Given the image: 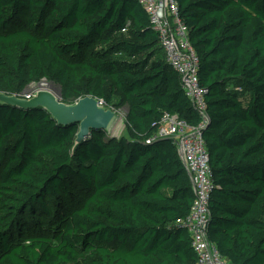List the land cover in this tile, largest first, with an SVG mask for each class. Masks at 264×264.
<instances>
[{"label":"trees","instance_id":"16d2710c","mask_svg":"<svg viewBox=\"0 0 264 264\" xmlns=\"http://www.w3.org/2000/svg\"><path fill=\"white\" fill-rule=\"evenodd\" d=\"M199 59L214 192L209 240L264 264V0H176ZM128 106L129 138L0 105V264H197L177 223L195 202L165 114L201 123L139 0H0V92Z\"/></svg>","mask_w":264,"mask_h":264},{"label":"built area","instance_id":"2783aa9c","mask_svg":"<svg viewBox=\"0 0 264 264\" xmlns=\"http://www.w3.org/2000/svg\"><path fill=\"white\" fill-rule=\"evenodd\" d=\"M139 2L159 34L167 63L179 75L183 90L194 112L201 119L198 126H192L178 115L165 114L159 130L147 144L158 140H173L190 175L195 202L189 217L177 224L191 235L192 248L198 257L197 264H232L221 255L208 236L214 180L203 135L209 121L206 101L208 90L201 86L199 79V56L191 43L190 31L180 16L176 0Z\"/></svg>","mask_w":264,"mask_h":264},{"label":"water","instance_id":"95a60500","mask_svg":"<svg viewBox=\"0 0 264 264\" xmlns=\"http://www.w3.org/2000/svg\"><path fill=\"white\" fill-rule=\"evenodd\" d=\"M0 105L23 110L41 109L60 126H77L78 131L71 150L72 156L95 131L113 136V131L121 120L119 113L113 107L105 105L96 97L87 96L74 103H67L62 100L61 92L60 95H56L47 89L37 90L29 98L0 92Z\"/></svg>","mask_w":264,"mask_h":264},{"label":"rangeland","instance_id":"374dc122","mask_svg":"<svg viewBox=\"0 0 264 264\" xmlns=\"http://www.w3.org/2000/svg\"><path fill=\"white\" fill-rule=\"evenodd\" d=\"M47 89L54 92L56 95H60V85L57 82L48 81L46 79H41L37 81L30 82L26 89L22 93H18L19 96L29 98L34 95L37 90ZM115 107H113L120 115L121 120L117 124L115 130L113 131V136L117 139L122 137L129 138L130 134L128 132V127L126 123V116L128 113V106H121V101L119 98L115 97L113 100Z\"/></svg>","mask_w":264,"mask_h":264},{"label":"bare ground","instance_id":"6f19581e","mask_svg":"<svg viewBox=\"0 0 264 264\" xmlns=\"http://www.w3.org/2000/svg\"><path fill=\"white\" fill-rule=\"evenodd\" d=\"M45 89V88H44Z\"/></svg>","mask_w":264,"mask_h":264}]
</instances>
